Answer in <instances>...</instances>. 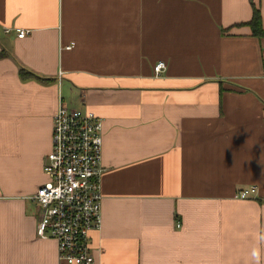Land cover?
<instances>
[{
	"label": "crops",
	"instance_id": "obj_1",
	"mask_svg": "<svg viewBox=\"0 0 264 264\" xmlns=\"http://www.w3.org/2000/svg\"><path fill=\"white\" fill-rule=\"evenodd\" d=\"M254 5L264 27V0H0V264H59L31 197L60 100L103 120L94 264H264Z\"/></svg>",
	"mask_w": 264,
	"mask_h": 264
},
{
	"label": "built area",
	"instance_id": "obj_2",
	"mask_svg": "<svg viewBox=\"0 0 264 264\" xmlns=\"http://www.w3.org/2000/svg\"><path fill=\"white\" fill-rule=\"evenodd\" d=\"M27 33L17 28L18 37ZM165 69V62L159 61L154 67L156 77ZM52 139L44 158L46 181L31 197L41 206L37 235L56 240L59 264H94L90 235L102 227L103 120L60 100L53 116ZM257 196L255 185L235 194L239 199Z\"/></svg>",
	"mask_w": 264,
	"mask_h": 264
},
{
	"label": "trees",
	"instance_id": "obj_3",
	"mask_svg": "<svg viewBox=\"0 0 264 264\" xmlns=\"http://www.w3.org/2000/svg\"><path fill=\"white\" fill-rule=\"evenodd\" d=\"M247 24L250 26L254 36H257L259 38L264 37V27L262 24L261 12L260 9L255 5L253 6L252 18L250 19V21L247 22ZM1 56H3V53H0V57ZM20 77L23 80H30L33 78H37V76L26 71L25 69H20Z\"/></svg>",
	"mask_w": 264,
	"mask_h": 264
}]
</instances>
